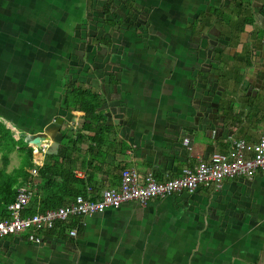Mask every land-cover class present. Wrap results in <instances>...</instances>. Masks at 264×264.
Wrapping results in <instances>:
<instances>
[{"label": "crops", "instance_id": "0c3cea01", "mask_svg": "<svg viewBox=\"0 0 264 264\" xmlns=\"http://www.w3.org/2000/svg\"><path fill=\"white\" fill-rule=\"evenodd\" d=\"M126 8L137 13L106 22V10ZM253 10L246 25L235 0H0V122L17 138L46 133L59 150L86 121L64 107L67 85L99 93L110 139L90 151L83 136L95 133L81 131L75 171L94 174L99 195L127 166L164 180L233 139L258 142L264 14ZM228 60L234 83L223 79ZM83 218L75 236L1 237L0 264H264V172Z\"/></svg>", "mask_w": 264, "mask_h": 264}, {"label": "built area", "instance_id": "2783aa9c", "mask_svg": "<svg viewBox=\"0 0 264 264\" xmlns=\"http://www.w3.org/2000/svg\"><path fill=\"white\" fill-rule=\"evenodd\" d=\"M185 143L189 144L190 139L186 138ZM48 147L44 143L42 147L34 145L36 165L30 170L31 179L18 187L15 200L7 206V215H0V238L26 234L30 241L40 243L58 221H67L74 216L95 215L107 208H118L128 201L147 205L150 201L178 192L194 193L201 187L219 190L228 179L254 178L258 173L264 172L262 129L258 142L233 139L225 151H215L206 158L200 157L195 165L185 167L177 177L160 180L153 171H148L141 177L135 167L127 166L121 171L119 184L103 189L98 199L80 194L67 205L27 213L40 183L39 169L44 163ZM189 149L192 150V147L189 146ZM77 233V228L69 231L72 236Z\"/></svg>", "mask_w": 264, "mask_h": 264}, {"label": "trees", "instance_id": "16d2710c", "mask_svg": "<svg viewBox=\"0 0 264 264\" xmlns=\"http://www.w3.org/2000/svg\"><path fill=\"white\" fill-rule=\"evenodd\" d=\"M235 2L239 8L250 11L249 15L244 19L245 23L243 24H253L255 22V13L252 3H248L247 0H235ZM131 11L132 9L129 8L120 9L119 11L106 10L105 13L110 12L109 15H111L106 22L112 25H115L118 20L123 22L128 15H131ZM213 13L219 16L218 18H221V20L223 19L219 15L221 14L219 10L216 9ZM260 14H264V10H260ZM216 24L220 25L221 23L217 22ZM105 42V44L110 45V41ZM77 83L75 81L67 85L68 93L64 104L66 108L71 110L84 111L86 113V121L81 126V129L78 130V137L70 140V137L64 136L58 153L46 154L44 163L39 169L40 183L38 184L36 194L29 204L27 213L45 211L67 205L80 194L86 197L91 196L95 199L100 198L99 190L94 185L95 175L79 177L75 172L79 169L80 157L84 154L79 143L80 137H82L80 133L81 131L95 133L90 137L84 138L83 136V140L89 139V150L91 151L96 146L102 147L104 144H107L110 139L108 135L112 131L105 117L99 112L101 106L100 94L89 87L85 88ZM0 146L6 151L4 154L5 166L8 165V153L15 149L24 152L27 157L26 163L14 173L8 172L5 168H0V215L5 217L8 213V204L15 200L18 187L30 181V170L36 164L34 146L25 141L24 137L17 138L15 133L1 122ZM89 164L92 166V163ZM73 228H77L78 232H82L85 229L83 216H74L63 222L58 221L56 226L49 231V234L65 238L66 233Z\"/></svg>", "mask_w": 264, "mask_h": 264}, {"label": "rangeland", "instance_id": "374dc122", "mask_svg": "<svg viewBox=\"0 0 264 264\" xmlns=\"http://www.w3.org/2000/svg\"><path fill=\"white\" fill-rule=\"evenodd\" d=\"M247 2L248 3H252V5H254L253 8L255 7L257 12H259V13H260V10H264V0H247ZM245 5H246V3H245ZM134 13H137V12L134 11L133 14ZM124 24L125 23H123L122 25H124ZM88 25H89V28H92L94 26L93 21L89 22ZM198 26H199L198 30H200V32H201L200 36H202V34H206L207 33V30H205L206 29L205 27H208L207 22H205V23L199 22ZM218 29H221V28H218ZM204 30L206 32H204ZM117 32H119V31L117 30ZM197 35H198V33H197ZM225 64L226 65L228 64V66L226 67L225 75H224L225 77L224 76H220V79L224 77L223 79L226 80L228 83H230V82L234 83L235 82V76H234L235 64H234V62L232 60H228L227 62L224 61V64H223L222 67H224ZM246 69L248 70V69H251V68H250V66H248V68H246ZM245 72H246V75H247V71H245ZM64 107L66 108L65 105H64ZM66 109H68V108H66ZM65 121L68 124V118H65ZM67 124L64 125V126H68ZM31 146H34V144L32 143ZM5 152L6 151L3 150L1 148V146H0V168H3V169L5 168L10 173H14V172L18 171L24 165V163H26V161H27V157H26L25 153L21 152L18 149H15L12 152L8 153V165L5 166V164H4L5 163L4 162V159H5L4 158V154H5ZM34 156H35V154H34ZM35 158H36V156H35Z\"/></svg>", "mask_w": 264, "mask_h": 264}, {"label": "water", "instance_id": "95a60500", "mask_svg": "<svg viewBox=\"0 0 264 264\" xmlns=\"http://www.w3.org/2000/svg\"><path fill=\"white\" fill-rule=\"evenodd\" d=\"M63 118H60V122L63 123ZM25 140L31 145L32 143L37 147H42L43 143L48 145L47 153L53 154L58 153L59 143L54 140L50 135L44 133L34 137H27Z\"/></svg>", "mask_w": 264, "mask_h": 264}, {"label": "clouds", "instance_id": "9594fccd", "mask_svg": "<svg viewBox=\"0 0 264 264\" xmlns=\"http://www.w3.org/2000/svg\"><path fill=\"white\" fill-rule=\"evenodd\" d=\"M46 156V155H45Z\"/></svg>", "mask_w": 264, "mask_h": 264}]
</instances>
